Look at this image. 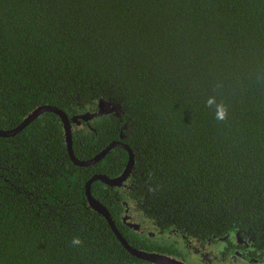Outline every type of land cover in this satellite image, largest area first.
Returning <instances> with one entry per match:
<instances>
[{"label":"trees","instance_id":"obj_1","mask_svg":"<svg viewBox=\"0 0 264 264\" xmlns=\"http://www.w3.org/2000/svg\"><path fill=\"white\" fill-rule=\"evenodd\" d=\"M99 100L118 115L72 123V151L129 146L127 181L90 191L131 246L150 243L122 223L126 207L162 232L264 239V0H0V129L39 106L71 119ZM127 158L116 147L75 166L53 113L0 137V264L141 263L84 194Z\"/></svg>","mask_w":264,"mask_h":264},{"label":"flooded vegetation","instance_id":"obj_2","mask_svg":"<svg viewBox=\"0 0 264 264\" xmlns=\"http://www.w3.org/2000/svg\"><path fill=\"white\" fill-rule=\"evenodd\" d=\"M124 214L126 222L137 224L138 229L127 227L123 219L122 223L139 240L150 243L148 249H135L158 254L179 264H264V239L257 240L248 233L233 231L218 237H195L188 232H162L155 230L148 221L133 220L127 207ZM139 264L154 263L141 261Z\"/></svg>","mask_w":264,"mask_h":264},{"label":"water","instance_id":"obj_3","mask_svg":"<svg viewBox=\"0 0 264 264\" xmlns=\"http://www.w3.org/2000/svg\"><path fill=\"white\" fill-rule=\"evenodd\" d=\"M120 110V106L118 104H112L110 102H106L104 100H99L97 103V110L95 112H86L76 117H72L69 119L66 114L61 111L60 109L48 105L39 106L34 109L31 113H29L16 127L12 129H0V137L1 138H8L18 134L22 131L25 127H27L31 122L37 119L40 115L44 113H53L60 118V122L63 126L64 131V138L66 143V148L68 155L70 157L71 162L77 167H88L94 165L95 163L102 160L110 150L119 147L124 149L127 152V162L121 174L114 178H109L104 174H95L93 175L84 186V194L87 200L88 206L97 214L101 215L107 222L108 226L110 227L111 231L113 232L114 236L116 237L117 241L123 247V249L132 257L144 261L150 262L154 264H179L177 262H173L168 258H164L158 254L154 253H147L132 247L126 239L120 234L118 231L115 223L113 222L109 212L107 209L98 201L96 200L90 191V187L92 183L99 181L102 184L111 187V188H119L121 187L132 174L133 167H134V157L132 151L130 150L129 146L120 142L114 141L107 145L102 151L96 154L89 160H80L76 158L72 151V138H71V124L76 123L78 124L79 121L89 122L95 118L114 114L118 115ZM126 217L123 218V222L126 224L127 227L131 229H138V225L131 222H126Z\"/></svg>","mask_w":264,"mask_h":264},{"label":"clouds","instance_id":"obj_4","mask_svg":"<svg viewBox=\"0 0 264 264\" xmlns=\"http://www.w3.org/2000/svg\"><path fill=\"white\" fill-rule=\"evenodd\" d=\"M215 106V119L219 121H223L227 118V108L223 103H216L214 97H209L206 101V107H213ZM82 241L79 237H74L71 241L72 246L77 247L81 245Z\"/></svg>","mask_w":264,"mask_h":264}]
</instances>
